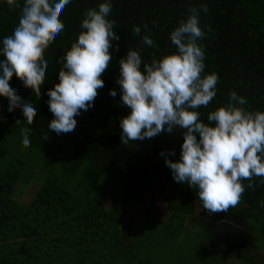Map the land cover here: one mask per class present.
I'll return each mask as SVG.
<instances>
[{"label": "trees", "instance_id": "1", "mask_svg": "<svg viewBox=\"0 0 264 264\" xmlns=\"http://www.w3.org/2000/svg\"><path fill=\"white\" fill-rule=\"evenodd\" d=\"M102 2L71 0L65 7L60 17L64 31L45 51L49 65L40 99L15 75L10 80L21 99L36 107L32 124L23 120L19 108L9 113L8 100L0 97V264H177L179 242L188 238L200 245V250L197 243L193 249L198 264H264L260 178H254V188L246 187L237 206L209 214L198 189L174 181L165 164V158L179 159L181 130L122 142L119 123L130 110L122 104L116 83L118 61L127 49H139L145 61L153 53L159 58L174 52L171 31L190 7L206 4L208 12H200L201 25L211 28L202 41L205 73L215 72L219 82L213 101L198 109L201 121L208 122L207 113L226 103L230 91L246 97L249 110L264 111V0H110L109 19L116 21L120 39L110 49L113 59L101 77L104 87L93 106L75 117V130L57 135L47 126L53 119L47 91L58 83V61L82 30L84 10ZM18 12L0 0V48L17 26ZM134 25L142 32L150 30L159 48L141 47ZM110 90L117 95L111 96ZM26 127L31 129L27 147L21 135ZM156 157L160 160L153 165ZM36 172L43 176L42 185L22 203L23 189ZM157 178L167 183L168 220L158 224L154 211L145 209L142 228L135 233L130 224L122 225L123 208L140 207L146 194L152 198ZM103 180L120 182L117 201L97 197Z\"/></svg>", "mask_w": 264, "mask_h": 264}, {"label": "clouds", "instance_id": "2", "mask_svg": "<svg viewBox=\"0 0 264 264\" xmlns=\"http://www.w3.org/2000/svg\"><path fill=\"white\" fill-rule=\"evenodd\" d=\"M70 2L23 0L21 4L6 0L9 8L19 12L17 26L3 38L0 48V97L8 100L9 113L21 109L29 125L37 109L22 100L9 82L15 75L40 99L49 65L45 51L64 31L60 17ZM111 11L110 0L84 10L82 30L58 61L62 64L58 83L47 91L53 116L47 126L57 135L75 130V117L93 106L98 89L104 87L101 77L113 59L110 49L113 41L120 39L114 31L116 21L109 19ZM201 11L208 12L206 4L190 7L171 31L174 52L159 58L153 53L145 61L139 49L130 48L119 59L116 83L122 104L130 110L119 126L124 144L181 130L179 159L165 158L166 166L174 181L198 189V199L209 214L224 213L240 203L246 187H255L254 178L264 183V111L249 110L245 107L247 98L230 91L226 103L207 113L208 122L201 121L198 109L207 108L213 101L219 82L215 72L205 73L202 41L211 28L201 25ZM143 28L147 30L148 25ZM132 32L141 38V47L159 48L150 30L142 32L134 25ZM109 94L117 95L115 90ZM30 131L27 127L21 129L25 147L30 145Z\"/></svg>", "mask_w": 264, "mask_h": 264}, {"label": "rangeland", "instance_id": "3", "mask_svg": "<svg viewBox=\"0 0 264 264\" xmlns=\"http://www.w3.org/2000/svg\"><path fill=\"white\" fill-rule=\"evenodd\" d=\"M160 158L156 157L152 162L153 165H156L159 162ZM43 176L36 172L33 176V180L31 183L23 189L22 195L20 197V202L30 201L34 194L37 192L39 187L42 185ZM166 188L167 183L163 178H157L154 194L151 198L150 194H146L143 196L142 204L140 207L130 210L129 207L123 208L122 213V225L130 224L131 231L138 233V231L142 228L143 222V212L145 209L151 208L156 215V222L158 224H162L168 220V214L166 212ZM120 182L117 180L106 181L103 180L101 187L97 191V197L101 200L105 201H117L120 198ZM151 204V206H150ZM197 208L195 207L194 212L197 213ZM198 244V248L200 250V245L197 241L189 240V238L185 241L179 242L180 250L178 252V256L180 258L179 263L177 264H198L196 260L193 261V257L196 254L194 245ZM262 256H264V248L261 250ZM170 257V254L167 253ZM199 264H204L203 261H200Z\"/></svg>", "mask_w": 264, "mask_h": 264}]
</instances>
